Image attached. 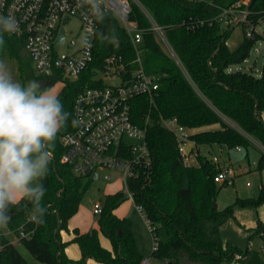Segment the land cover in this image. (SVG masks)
Listing matches in <instances>:
<instances>
[{
  "label": "trees",
  "instance_id": "1",
  "mask_svg": "<svg viewBox=\"0 0 264 264\" xmlns=\"http://www.w3.org/2000/svg\"><path fill=\"white\" fill-rule=\"evenodd\" d=\"M163 34L177 60L166 51L151 22L140 6L133 3L131 19L142 31L138 46L144 70L157 76L158 89L150 100L138 96L131 103L132 121L145 129L152 165L149 178L130 181L129 189L134 201L141 205L150 222L158 245L152 257L163 264H243L234 260L240 253L237 246L224 247L219 237V226L233 214L235 206L257 207L264 202V183L255 197H236L233 203L218 209L212 206L220 189L227 183H217L214 175L220 171L218 163L200 154L201 145L221 144L227 148L253 145V140L264 147V66L260 75L240 70L229 71L232 64L244 61L259 38L245 35L240 45L232 50L226 40L238 21L227 15L219 20L222 10L238 0H138ZM248 17L257 21L264 9V0H247ZM3 51L17 60L18 69L25 67L32 79L39 80L22 55V40L11 34L4 35ZM111 54L122 55L131 62L136 52L128 34L117 17L104 14L97 18L93 39V61L76 80L59 75L63 86L57 93L65 111L70 113L66 126L58 133L49 172L42 184L47 189L43 204L47 208L44 223L26 222L29 213L26 203L11 209L12 220L0 228V264H28L11 242L20 225L33 228L30 237L18 239L41 264H85L88 258L104 264H139L138 252L127 217H118L113 210L126 197L123 190L107 193L101 201L97 218L98 230L106 236L111 249L103 247L98 230L80 232L72 228L73 237L80 249V257L65 255L68 243L61 240L60 231H69L67 221L79 208L84 195L91 187L90 177H79L60 162V137L72 130L71 107L75 94L88 87L100 85L92 76L102 68L103 60ZM26 61V62H25ZM134 67V64L130 65ZM26 80L24 79L25 84ZM53 81L43 84L48 87ZM176 117L191 131L196 143V164L185 166L172 133L161 125V118ZM217 125L216 127H213ZM257 169H264V153ZM140 177V176H139ZM186 179V184H184ZM27 207L30 208V205ZM10 231L11 234L5 233ZM163 231L165 238L160 237ZM264 233L259 222L256 231ZM13 233V234H12ZM264 240V236H262Z\"/></svg>",
  "mask_w": 264,
  "mask_h": 264
},
{
  "label": "built area",
  "instance_id": "2",
  "mask_svg": "<svg viewBox=\"0 0 264 264\" xmlns=\"http://www.w3.org/2000/svg\"><path fill=\"white\" fill-rule=\"evenodd\" d=\"M133 3L146 13L151 22L150 28L179 62L161 27L138 0H99L96 11L85 0H0V16H13L18 21L19 30L13 35L22 40L23 52L32 61L36 75L50 81L57 80L59 75L76 80L90 66L99 16L113 14L124 27L136 50V56L131 62H126L119 54L106 56L102 68L96 69L92 76L100 85L88 86L75 94L71 107L73 128L60 137V162L79 177L91 178L96 172V178L93 179L96 180L99 171L104 169L112 173L105 174V179L120 178L123 182L121 190L141 214L152 236V250H155L158 238L153 236L150 222L129 189L130 181L140 178L148 180L152 165L145 129L132 121L131 103L138 96H146L151 100L158 89L157 76L147 73L141 63L138 46L142 40V31L137 22L130 18ZM247 6V0L235 1L222 10L219 20L233 15L246 26L245 36L253 38L256 24L264 23V9L257 21L253 22L248 17ZM70 17L79 20V27L73 36L68 37L66 25ZM61 28L63 40L60 43L58 38ZM117 79V83H107V80L111 82ZM161 125L173 134L182 164L191 165L188 160L195 155L196 143L191 138L190 129L176 117L161 118ZM213 160L216 158L213 157ZM232 178L233 173L229 168H221L214 175L217 183L231 184ZM101 209V202L93 204V214L99 215ZM26 222H31L29 217ZM25 225L18 227L16 240L30 237L34 232L33 228L26 229ZM4 247L5 243L0 242V251ZM239 259L241 255L234 254V260ZM148 263L146 257L139 264Z\"/></svg>",
  "mask_w": 264,
  "mask_h": 264
},
{
  "label": "clouds",
  "instance_id": "3",
  "mask_svg": "<svg viewBox=\"0 0 264 264\" xmlns=\"http://www.w3.org/2000/svg\"><path fill=\"white\" fill-rule=\"evenodd\" d=\"M85 2L98 10L99 0ZM18 30L13 16H0V47L5 34ZM69 116L51 87L35 79L22 84L0 60V228L9 225L11 209L21 201L27 202L31 222L44 223L47 189L42 180L49 172L57 135Z\"/></svg>",
  "mask_w": 264,
  "mask_h": 264
},
{
  "label": "rangeland",
  "instance_id": "4",
  "mask_svg": "<svg viewBox=\"0 0 264 264\" xmlns=\"http://www.w3.org/2000/svg\"><path fill=\"white\" fill-rule=\"evenodd\" d=\"M236 20L233 19V22ZM79 27V20L75 17H70L69 22L66 25L67 35L68 37L73 36ZM247 30L246 26H244L241 22L238 21L233 27V29L230 32V35L228 36L226 40L227 46L234 50L236 49L240 43L243 40V36L245 35V31ZM255 33L259 35V38L256 40V42L253 44L249 56L238 64H232L229 66V71H245V72H252L255 75H260L262 67L264 66V23L259 22L255 26ZM163 48L167 50L166 46L162 43L160 40ZM23 52V49H22ZM136 52V50H135ZM23 59H25L28 63V65L31 68V71L36 75L34 66L32 61L29 59V57L23 52ZM0 60H3L5 64L8 66V69L12 73L14 79L24 83V79L26 82L29 79H32L29 75V70L27 67H25L23 70L18 69L17 60L8 55L7 53L1 51L0 52ZM25 61V62H26ZM37 76V75H36ZM69 80H73L72 78L67 77ZM42 84H47L50 79H44L43 77L39 79ZM25 82V84H26ZM119 82V79L109 81L107 80V83L114 84ZM63 80H54L52 84H50L48 87H51L52 90L55 93H58L63 86ZM217 125H214L213 127H216ZM255 141V140H253ZM210 155L212 157L216 158L215 161H218L221 165V168L228 167L231 169L232 172H234L233 175H235V179L232 178L233 184H226L223 186L219 194L217 195L215 199V203L219 209H222L229 204L233 203L236 197H255L258 194L259 186H260V175L259 171L254 170V167L251 165L252 161L257 159L259 156V150L250 145L247 148L241 147L242 151L237 152L234 150V148H227L224 145L221 144H212L210 145ZM206 149L201 148V151H199L200 154H205ZM209 157V156H207ZM213 160V158H211ZM188 162L194 164L195 159L194 157H190ZM250 163V164H248ZM223 166V167H222ZM249 166L252 168L249 169ZM245 170V171H244ZM107 173H111L110 170H100L99 171V178L96 180H92V184L88 192L84 195L81 205L79 207L78 212L75 215L74 220L79 223L81 227H89V229H92L94 224L97 223V218L99 215L93 214V204L95 202H101L103 196L105 193H113L116 191H119L123 189V182L120 178H116L117 180H107L104 178V175ZM249 181L252 186L246 187L245 183ZM184 184H186V179H184ZM129 198H124L123 201L118 205L116 208V211H128L130 209H135L136 207L134 203H129ZM26 203V201H21L19 205H23ZM236 208V207H235ZM138 214V211H135ZM143 228L142 232H144V235L148 236L149 244H150V250L149 253L145 254L144 257L149 259V264H162L159 260L152 257L151 251H152V236L150 234V231L148 227L146 226L143 219L140 217ZM137 223V222H136ZM139 224V223H137ZM137 224H135V228L137 227ZM133 225V223H132ZM235 228V229H234ZM232 228V230L229 229V235L233 241H237L236 243L240 246V250L242 251V258L244 259V264H264V241L260 236L257 235H250L247 233L248 229H244L243 233H240L236 227ZM249 232V231H248ZM5 233L11 234L10 231H6ZM13 234V233H12ZM160 237L162 239L165 238V234L163 231H160ZM15 236H11V241L14 242V244L17 246V249L22 254V256L25 258L28 264H41L38 262L31 253L21 244H17V241L14 239ZM147 239V237H146Z\"/></svg>",
  "mask_w": 264,
  "mask_h": 264
},
{
  "label": "crops",
  "instance_id": "5",
  "mask_svg": "<svg viewBox=\"0 0 264 264\" xmlns=\"http://www.w3.org/2000/svg\"><path fill=\"white\" fill-rule=\"evenodd\" d=\"M263 119H264V113H263ZM253 143L254 144L252 146L256 147L259 150V156L257 159L252 161L251 165L254 167V170L259 171L258 173L260 175V181H261L260 186H261V184L264 183V169H261V170L257 169V163H258L260 156L264 153V147L261 146L257 141H253ZM201 148L206 149L205 154L207 156H209L208 158H210V159L213 158L212 155H210V149H209L210 145H201L198 147V150L201 151ZM234 150L237 152L242 151L241 147H234ZM194 152H195V155H193V157L195 159L194 164H196V152H197L196 149L194 150ZM216 162L218 163L219 167L221 168V165L219 164V162L218 161H216ZM248 164H250V163H248ZM191 165H193V164L191 163ZM224 168H228V167H224ZM251 168L252 167L249 166V169H251ZM232 173L234 174V172H232ZM233 179H235V175H233ZM232 182H233V180H232ZM247 183H249V184L247 185ZM231 184H233V183H231ZM245 184H246L245 185L246 187L252 186V184L249 181H247ZM260 186H259V188H260ZM107 193H105V194H107ZM128 202L131 203L132 201L129 199ZM80 205H79V207H80ZM22 206L19 205V207H22ZM235 207L233 209L232 216L227 218L219 226V237H220L221 243L224 247H226L227 245H232V246H237L238 248H240V246L236 243L237 241H233L234 239H232L230 237L231 234L229 235V229L232 230V228H234V227H236L240 233H243V230L247 228L249 231V232L247 231V233H249V235H248L249 237H251L250 235L252 233H253L252 235H257V236H260L261 238H262V236H264V233L255 232L256 227H257L259 222L264 226V202L257 207H238V206H235ZM116 208L113 210V213L116 216L127 217L130 220V222H131V233H132V236L134 239V243L136 245L138 252L141 254L142 258H145L144 255L149 253L150 244H149L148 236L144 235V232H142V229H141V228H143V225H142V222L140 219V217L142 218L141 214L138 212L140 215L138 218V214L135 212V211H137V209L136 210L130 209L128 211H123V212L119 211L118 212V211H116ZM78 210H79V208H78ZM76 213L72 217H70L69 220L67 221V226L69 228V231H65V230L60 231L61 240L68 242L64 247L65 255L71 259H78L81 255L78 244L76 242L70 241L71 238L73 237V234L71 232L72 228L76 227V228H78V230L80 232H85V231L90 230L89 227H81L79 225V223L74 220ZM136 222L139 224H137ZM132 223H133V225H132ZM135 224H137L136 228H135ZM140 225H141V228H140ZM93 228H96L98 230V224L97 223L94 224ZM143 231H144V228H143ZM98 237H99V241L103 247H105L107 249H111V244H110L109 239L106 236H104L102 234V232H100L99 230H98ZM146 237H147V239H146ZM262 240H263V238H262ZM16 241L18 244V240H16ZM11 242L14 243L13 241H11ZM239 254L241 255V259L244 261V259L242 258V251ZM85 264H104V263L97 262L92 258H88L86 260ZM243 264H244V262H243Z\"/></svg>",
  "mask_w": 264,
  "mask_h": 264
},
{
  "label": "water",
  "instance_id": "6",
  "mask_svg": "<svg viewBox=\"0 0 264 264\" xmlns=\"http://www.w3.org/2000/svg\"><path fill=\"white\" fill-rule=\"evenodd\" d=\"M236 21H238V19H236L234 22H236ZM60 34H59V38H58V42H62V40H63V29L61 28L60 29ZM52 160H53V157L51 158ZM54 161V160H53ZM96 172H94L93 174H92V176H91V179L93 180V179H95L96 178ZM212 206L214 207V208H216L217 207V205H216V203H215V200H213L212 201Z\"/></svg>",
  "mask_w": 264,
  "mask_h": 264
}]
</instances>
